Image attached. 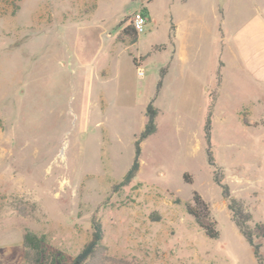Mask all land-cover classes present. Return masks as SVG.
I'll list each match as a JSON object with an SVG mask.
<instances>
[{"label":"rangeland","instance_id":"374dc122","mask_svg":"<svg viewBox=\"0 0 264 264\" xmlns=\"http://www.w3.org/2000/svg\"><path fill=\"white\" fill-rule=\"evenodd\" d=\"M220 1L0 0V264H24L26 229L67 264L93 219L103 249L88 264H258L205 153ZM254 2L264 4L223 0L229 25ZM136 10L146 16L137 40H118ZM170 20L193 33L184 61L172 58ZM224 61L211 150L230 196L264 222V95ZM149 102L156 131L139 143L134 179L118 185ZM193 191L216 221L215 239L186 211ZM259 252L264 264V242Z\"/></svg>","mask_w":264,"mask_h":264},{"label":"trees","instance_id":"16d2710c","mask_svg":"<svg viewBox=\"0 0 264 264\" xmlns=\"http://www.w3.org/2000/svg\"><path fill=\"white\" fill-rule=\"evenodd\" d=\"M144 14V12L142 11ZM126 19L121 21L125 22ZM173 26H169L168 40L170 44H173ZM138 33L128 23L120 32L118 40H124L125 38L130 43H134L137 40ZM164 45H161V48ZM135 61V58H133ZM216 86L219 83L220 71H216ZM160 85V82L158 83ZM216 89H211L208 92L210 101L208 103L207 114L203 124V137L205 143V153L207 163L213 167L212 180L220 187L222 196L227 200V208L231 213V218L237 226L239 232L250 245L255 256L257 263L262 264L261 254L259 252L261 244L257 241L264 237V222H253L251 214L245 210L241 200L230 196L228 185L223 182V173L219 166H216L214 157L211 150V115L212 108L214 106ZM158 114V108L155 107L152 102H149L145 108V123L143 130L140 132L138 138L134 142L135 155L133 160L120 180L118 185H127L136 176L139 168V155H140V141L147 138L156 131L155 118ZM186 211L191 215L196 224L203 230L204 234L208 238L215 239L219 236V231L216 227V221L211 215L208 204L203 200L197 191H193L191 199L185 203ZM103 229L98 219L92 220V231L88 241L84 243L82 248L73 256L71 261L67 264H88L103 249L102 245ZM22 244L24 247V264H60L62 257L58 252L50 250L46 245L45 235L36 233L30 229H26L22 235Z\"/></svg>","mask_w":264,"mask_h":264},{"label":"crops","instance_id":"0c3cea01","mask_svg":"<svg viewBox=\"0 0 264 264\" xmlns=\"http://www.w3.org/2000/svg\"><path fill=\"white\" fill-rule=\"evenodd\" d=\"M252 5L251 16L242 22L239 21L238 26L231 27L224 15L223 0L216 4L218 47L216 71L225 67L224 58L229 56L230 61L236 63L242 70L243 77L260 89L261 94L264 95V4L254 2ZM170 26H173L174 34L172 58L184 61L188 55L186 40L193 33L184 22L170 20ZM216 71L213 82L205 85L207 93L214 88L220 89L223 73L220 71L219 83L216 86ZM262 240L261 246L264 238Z\"/></svg>","mask_w":264,"mask_h":264},{"label":"built area","instance_id":"2783aa9c","mask_svg":"<svg viewBox=\"0 0 264 264\" xmlns=\"http://www.w3.org/2000/svg\"><path fill=\"white\" fill-rule=\"evenodd\" d=\"M145 22L146 16L140 10L134 11L128 20V23L131 24V26L136 30L137 33L142 31ZM137 74L139 77H142L144 75L143 70L138 69Z\"/></svg>","mask_w":264,"mask_h":264}]
</instances>
